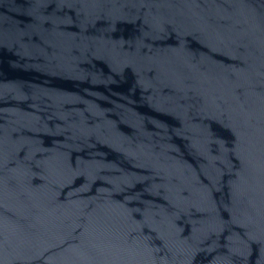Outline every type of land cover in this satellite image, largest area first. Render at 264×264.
<instances>
[{"label":"water","instance_id":"water-1","mask_svg":"<svg viewBox=\"0 0 264 264\" xmlns=\"http://www.w3.org/2000/svg\"><path fill=\"white\" fill-rule=\"evenodd\" d=\"M0 264H264V0H0Z\"/></svg>","mask_w":264,"mask_h":264}]
</instances>
